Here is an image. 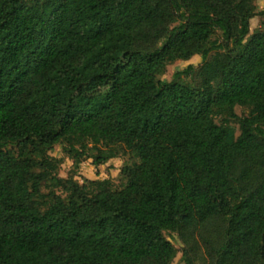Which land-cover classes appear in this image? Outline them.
<instances>
[{
  "label": "trees",
  "instance_id": "1",
  "mask_svg": "<svg viewBox=\"0 0 264 264\" xmlns=\"http://www.w3.org/2000/svg\"><path fill=\"white\" fill-rule=\"evenodd\" d=\"M258 1L0 0V264H264Z\"/></svg>",
  "mask_w": 264,
  "mask_h": 264
},
{
  "label": "rangeland",
  "instance_id": "2",
  "mask_svg": "<svg viewBox=\"0 0 264 264\" xmlns=\"http://www.w3.org/2000/svg\"><path fill=\"white\" fill-rule=\"evenodd\" d=\"M258 10H264V0H259L257 2ZM259 27V17L256 16L251 20V33L255 31L256 28ZM203 59L201 55H195L189 60H177L176 62L170 64L167 67V71L165 74L161 76L162 80L164 81H172L174 79V74L177 71H181L186 69L189 65H194L196 68H199L202 65ZM183 79L190 83H197L199 84V78L197 76H183ZM52 154L56 157H63L65 159L61 170L60 175L63 177H68L69 175L75 172L74 169V161L66 156L63 151V145H57ZM128 159L127 155H123L117 157L115 159L110 160L107 164L102 165L100 167H96L92 163V159H85L79 170L77 171L76 179L80 182H83L85 178L89 179H103V178H110L115 182V184H120L121 182V169ZM168 238L176 245L179 249V253L177 257L174 259L172 264H186L183 259V249L185 247L184 243L182 242L179 234L177 232H166ZM209 260H204L199 258L197 264H208Z\"/></svg>",
  "mask_w": 264,
  "mask_h": 264
}]
</instances>
